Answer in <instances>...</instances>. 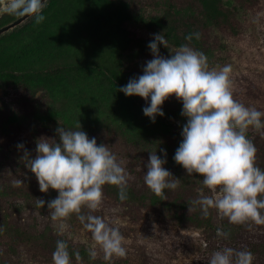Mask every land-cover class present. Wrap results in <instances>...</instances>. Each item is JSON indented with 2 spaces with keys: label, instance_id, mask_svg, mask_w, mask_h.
<instances>
[{
  "label": "rangeland",
  "instance_id": "1",
  "mask_svg": "<svg viewBox=\"0 0 264 264\" xmlns=\"http://www.w3.org/2000/svg\"><path fill=\"white\" fill-rule=\"evenodd\" d=\"M42 14V23L28 17L0 34V264H53L58 240L67 243L71 264H209L226 247L251 251L253 264H264V224H234L214 208L205 216L194 204L220 193L173 160L186 123L182 102L167 99L165 115L153 123L143 98L118 91L143 74L153 58L148 44L162 34L161 55L188 45L206 55L209 69L230 65L233 99L264 112V0H48ZM20 18L0 13V30ZM196 32L199 39H185ZM79 124L128 174L126 200L106 184L99 207L80 213L119 230L123 258L105 259L77 214L53 221L47 202L58 192H41L27 167L25 152L35 158L40 138L58 140L57 127ZM247 138L264 170V130L250 127ZM159 149L167 152L164 167L180 179L163 197L144 183L149 152L159 156Z\"/></svg>",
  "mask_w": 264,
  "mask_h": 264
},
{
  "label": "clouds",
  "instance_id": "2",
  "mask_svg": "<svg viewBox=\"0 0 264 264\" xmlns=\"http://www.w3.org/2000/svg\"><path fill=\"white\" fill-rule=\"evenodd\" d=\"M47 3L48 0H4L0 13L30 17L39 24L45 19L42 12ZM193 37L199 39L200 34L196 32L185 39L191 41ZM159 45L167 48L162 34L155 35L148 44L153 58L146 61L143 74L130 78L118 91L127 97L143 98L147 105L142 109L143 114L153 123L158 116L165 115L162 105L167 99L175 96L182 102L181 116L186 118V123L173 160L189 176L202 177V184L208 190L220 193L216 198L201 195L194 204L200 206L205 216L214 208L234 224L248 221L264 224V170L256 166V148L247 138L250 127L264 130V112L233 99L230 65L219 70L209 69L206 55L188 45L165 57L160 54ZM55 131L58 140L40 138L37 141L35 158L25 152L27 167L35 175L39 190L58 192L55 199L47 202L51 219L56 221L77 214L102 247L105 259L125 257L124 238L118 229L100 216L80 214L83 207L91 210L99 207L106 184L117 187L121 201L127 199L125 168L107 145H98L96 138H89L80 124L78 130L60 125ZM18 148L24 149V145L19 144ZM159 150V156L157 150L149 152L144 183L155 195L163 197L165 190L178 188L180 179L164 167L167 152ZM37 205L43 208L45 201L37 199ZM218 235L227 238L228 233L218 231ZM90 256L95 258L96 253L92 251ZM52 260L53 264H71L65 241H57ZM253 260L251 251L226 247L214 252L209 264H253Z\"/></svg>",
  "mask_w": 264,
  "mask_h": 264
},
{
  "label": "water",
  "instance_id": "3",
  "mask_svg": "<svg viewBox=\"0 0 264 264\" xmlns=\"http://www.w3.org/2000/svg\"><path fill=\"white\" fill-rule=\"evenodd\" d=\"M27 18H28V17H22V18H20L19 20H17L16 22H14L13 24H11V25H9V26H7V27H5V28H2V29L0 30V34L3 33V32H5V31H7V30H9V29L12 28V27L18 25L19 23H21L22 21H24V20L27 19Z\"/></svg>",
  "mask_w": 264,
  "mask_h": 264
}]
</instances>
